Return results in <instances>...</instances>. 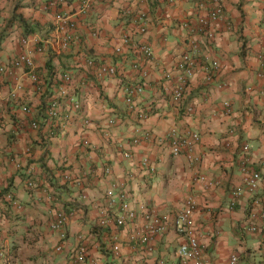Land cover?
Masks as SVG:
<instances>
[{
	"label": "crops",
	"instance_id": "1",
	"mask_svg": "<svg viewBox=\"0 0 264 264\" xmlns=\"http://www.w3.org/2000/svg\"><path fill=\"white\" fill-rule=\"evenodd\" d=\"M47 1L0 0V63L27 47L43 46L35 54L43 91L37 92L21 68L0 89V241L10 256L6 264H69L66 252L79 243L78 235L86 237L85 264H179L183 235L174 215L189 195L196 199L194 233L208 264H231L234 252L233 264H263L264 219L256 218V231L246 224L251 210L258 215L264 210L252 202L258 198L264 204V168L254 164L262 177L255 194L243 192L231 209L228 202L232 189L243 188L237 164L241 146L249 145L254 162L264 157V78L256 75L264 0H219L222 14L208 27L212 36L195 27L215 0H95L86 12H80L78 1L66 0L60 10L77 24L62 50ZM139 14L144 32L138 30ZM123 35L152 48V60H141L148 70L144 78L133 67L139 54L123 45ZM191 41L197 43L195 73L182 99L173 101L165 90L173 83L167 72ZM116 46L123 52L116 53ZM103 65L116 72H101ZM64 70L74 77L81 109L74 111L59 97L60 130L54 134L49 124L32 128L31 121L42 118L57 93ZM15 80L22 84L17 99L9 94ZM141 81L143 91L133 95L132 107L124 88ZM172 129L198 133L192 159L171 154L166 136ZM27 170L34 187L26 185ZM138 203L165 217L163 231H150L140 217L124 226L101 224L122 204L136 208ZM58 210L68 214L64 241L50 228ZM60 243L62 250L56 251Z\"/></svg>",
	"mask_w": 264,
	"mask_h": 264
},
{
	"label": "built area",
	"instance_id": "2",
	"mask_svg": "<svg viewBox=\"0 0 264 264\" xmlns=\"http://www.w3.org/2000/svg\"><path fill=\"white\" fill-rule=\"evenodd\" d=\"M66 0H48L45 4L46 9L52 10L54 13V17L57 20L56 26V41L58 42V50L66 49L70 41L72 39L73 30L76 28V18L67 14L60 10V6ZM80 3V12H86L92 5L95 0H76ZM156 1H168V0H156ZM222 14V8L219 3V0H215V6L208 12L206 16H199L197 20V28L204 34H208V36H212L209 34V25L210 22ZM138 19L141 20V24L138 27V30L144 32L146 29V25L144 22L143 14H139ZM123 45H131V49L139 54L140 59L135 62L133 67L138 68V72L141 77H145L148 74V70L141 60L144 62H149L153 58V51L149 44L147 43H139L132 44L131 39L128 35L122 36ZM43 51V46L37 44L34 47H27L26 49L21 50L16 56L10 59L7 62L0 63V89L2 84L9 78L15 76V71L18 68L24 70L26 75L30 78L32 84L37 89V92H42L41 79L40 75L37 73V65L35 61V54L41 53ZM197 51V43L191 41L190 49L185 51L179 59L173 65V68L168 70V74H171L173 77V83L170 87H165V90L171 95L173 101H180L183 97L185 87L189 81V79L194 75L195 68L197 66V57L195 52ZM116 53L123 52V46L115 47ZM257 58L260 64V70L256 72L258 77L264 78V44L261 47V50L257 54ZM93 59H88L89 64H92ZM212 64L216 67L217 61H213ZM100 71L105 73L114 74L116 72V68L114 66H102ZM222 84H219L218 87H221ZM76 84L74 77L71 71L64 70L60 73L59 83L57 87V93L54 96L49 97L42 114V118L40 120H32L31 127L39 128L41 125L52 124V126H58L59 121L57 120L59 115L58 110V100L59 97H63L68 104L71 105L74 111H79L81 109V101L76 96ZM22 89V84L17 80L12 85L10 90V97L13 99L19 98L18 91ZM126 95V102L129 103L132 107L133 105V95L135 93H140L143 91L142 81L139 82L138 85L134 87H125L124 88ZM264 96V94H263ZM225 106H228L229 103L227 101L224 102ZM132 107L130 109H132ZM20 108L23 111L29 112L30 107L27 104H21ZM188 111H192V107L187 109ZM144 116L143 111H138V117L141 118ZM113 122V119L110 120ZM233 129H228L227 134H232ZM56 131H53V133ZM146 137H150L149 133H145ZM167 142L170 145V152L172 155H178L181 153H185V155L189 158H193V150L195 145L199 142V135L196 132L186 131L180 132L177 129H172L166 136ZM226 145L229 144V140L226 141ZM126 156H129L126 153ZM142 164H148L147 158L142 159ZM238 170L242 175L243 188H234L232 189V195L230 201L228 202V208H233L234 205L238 202L243 192L249 194H255L259 182L261 180V172L259 168H256L254 164L259 165L260 168H264V157L259 159L257 162H254L251 159L249 152V145L243 144L241 146V151L239 152L238 160ZM27 173H30L27 170ZM212 183L208 182V185ZM26 185L28 187L34 186V181L27 178ZM11 199L12 204L16 207H20V204L16 199H14L11 195L7 196ZM253 204L256 206L264 205L260 203L258 198H253ZM196 205V199L194 196L189 195L185 198L182 207L175 213L176 218V229L177 233L183 235V240L179 244L177 248V255L179 264H208L207 258L205 257V248L200 243L199 239L194 233V224L192 219V212ZM67 212L64 210H58L55 213L54 218L50 223V228L56 232V234L60 237L61 240H65L67 237L66 232V220H67ZM261 217L264 219V210L261 209L260 214L258 215L255 210H251L248 217V222L246 227L249 231H256L257 229V217ZM142 218L143 220L148 221V228L150 231H163L165 228V217L157 215L153 213L144 203H138L136 208L128 207L126 204H122L119 213L114 217H104L101 220V224L107 225L109 222H113L116 226H124L130 221L135 220L136 218ZM79 243L76 247L69 249L66 252V256H68L69 264H85V258L87 254L86 244L84 243L86 237L83 235L77 236ZM56 251L62 250V244H58L54 247ZM119 250L118 243H113L112 251L117 254ZM10 259L8 249L5 247L0 241V262L6 264ZM238 259L237 254L234 252L230 255L229 262L231 264L235 263ZM121 264H127L123 261ZM264 264V262H263Z\"/></svg>",
	"mask_w": 264,
	"mask_h": 264
},
{
	"label": "trees",
	"instance_id": "3",
	"mask_svg": "<svg viewBox=\"0 0 264 264\" xmlns=\"http://www.w3.org/2000/svg\"><path fill=\"white\" fill-rule=\"evenodd\" d=\"M63 118H64V115H60V113H59L57 120H58V121H61V120H63ZM67 120H68V117H67ZM50 125L52 126V124H50ZM57 128H59V130H60V125H59V124H58V126H52L51 130H52V131H56ZM54 134H56V132H54ZM30 175H31L30 173H27V178H29V179H31L32 181H34V179H33ZM34 183H35V181H34ZM34 186H35V184H34ZM34 186H33V187H34ZM0 196H1V194H0ZM4 197H5V195H4ZM7 200H8L9 202H11V199H8V198H7ZM7 200H6V201H7ZM8 201H7V202H8Z\"/></svg>",
	"mask_w": 264,
	"mask_h": 264
}]
</instances>
